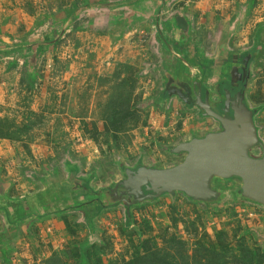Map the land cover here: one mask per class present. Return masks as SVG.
Returning <instances> with one entry per match:
<instances>
[{"label": "rangeland", "instance_id": "1", "mask_svg": "<svg viewBox=\"0 0 264 264\" xmlns=\"http://www.w3.org/2000/svg\"><path fill=\"white\" fill-rule=\"evenodd\" d=\"M240 112L264 159V0H0V264H264L240 177L150 176Z\"/></svg>", "mask_w": 264, "mask_h": 264}, {"label": "water", "instance_id": "2", "mask_svg": "<svg viewBox=\"0 0 264 264\" xmlns=\"http://www.w3.org/2000/svg\"><path fill=\"white\" fill-rule=\"evenodd\" d=\"M235 101H229L230 107ZM239 121H227L226 128L238 146V160L232 164L225 161L224 150L219 151L215 137L195 141L191 147V158L182 167L167 171H155L151 177L157 184L174 185L169 190L183 189L194 198H208L213 195L209 190L212 176L230 178L240 177L245 193L264 206V159L257 160L248 156V149L253 144L255 133L251 115L247 112L238 114ZM239 123L244 126L246 141L243 140Z\"/></svg>", "mask_w": 264, "mask_h": 264}, {"label": "crops", "instance_id": "3", "mask_svg": "<svg viewBox=\"0 0 264 264\" xmlns=\"http://www.w3.org/2000/svg\"><path fill=\"white\" fill-rule=\"evenodd\" d=\"M232 92L233 93H235L236 91H235V88H233L232 89ZM207 95V94H206ZM208 99L210 100V98L208 97ZM216 102H218V101H216ZM217 104H219V103H215V104H213L214 106H216ZM222 104V103H221ZM205 110H210V111H212V105H207V107H205Z\"/></svg>", "mask_w": 264, "mask_h": 264}, {"label": "built area", "instance_id": "4", "mask_svg": "<svg viewBox=\"0 0 264 264\" xmlns=\"http://www.w3.org/2000/svg\"><path fill=\"white\" fill-rule=\"evenodd\" d=\"M244 212H247V210H244ZM39 257H41V255H39Z\"/></svg>", "mask_w": 264, "mask_h": 264}, {"label": "trees", "instance_id": "5", "mask_svg": "<svg viewBox=\"0 0 264 264\" xmlns=\"http://www.w3.org/2000/svg\"><path fill=\"white\" fill-rule=\"evenodd\" d=\"M239 150V149H238Z\"/></svg>", "mask_w": 264, "mask_h": 264}]
</instances>
